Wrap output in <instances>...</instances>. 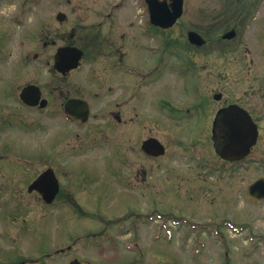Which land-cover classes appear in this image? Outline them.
Listing matches in <instances>:
<instances>
[{"label":"rangeland","instance_id":"1","mask_svg":"<svg viewBox=\"0 0 264 264\" xmlns=\"http://www.w3.org/2000/svg\"><path fill=\"white\" fill-rule=\"evenodd\" d=\"M108 1L0 0V52L6 57V60L0 58V114L19 121L25 116L27 121H21L22 124L36 125L35 133L19 129L22 126L0 129V264H9L4 260L8 251L16 254L19 249L28 256L39 257L40 252L66 245L69 238L84 232L100 234L95 237L93 247L79 253L97 264H264V201L252 200L247 193L250 183L264 173L263 169L252 166L247 171L242 167H232L227 172L216 170L214 167L222 161L210 149L205 124L198 135L197 146L201 150L197 152L203 161L211 160L212 166L204 167L203 161H196L192 151L187 150L188 142L195 141L187 137L194 123V113L181 120L176 115L157 114L158 102H169L173 111L176 105L191 107L200 92L210 96L212 91L222 90L223 76L206 74L207 55L199 54L194 58L196 74L190 72L185 77L182 73L181 84L172 75L179 66L176 59L167 55L163 61L168 68L167 87L145 104L150 134L166 146V153L161 157L145 156L140 149L141 117L135 121L139 126L133 125V143L127 144L132 150L125 149V138L118 139L123 150H56L55 141L48 140V125L61 131V123L49 121L47 110L26 109L15 99L14 94L18 93L22 82L32 77V72L44 79L49 52L55 54L57 47L63 44L88 46L87 39L93 43L103 12L100 7ZM190 3V10L183 19L194 18L197 23L205 20L206 0H190ZM60 11L67 14L64 22L56 18ZM133 11V19L139 20L138 11ZM109 24L105 22L102 26L104 32L108 31ZM136 26L132 27L135 38L140 36ZM88 51H92V47ZM35 52H39L40 57L33 65L25 64L24 57ZM92 56L93 53H88V60L75 72L77 80L82 81L89 68L100 65ZM92 59L95 62L90 63ZM137 60L147 66L151 62L150 55L147 59L133 58L134 63ZM54 73L52 79L56 86L60 80ZM195 83L198 91L194 90ZM229 94L235 96L237 92ZM213 104L215 107L218 102L214 100ZM92 108L93 112L108 109H99L97 102ZM259 151L262 150L253 153ZM85 163L91 164L87 168L90 173L87 179L94 180V184L85 188L86 198L81 199L86 215L62 210L58 204L46 207L45 202L27 197L21 203L23 208L16 215L18 218L13 219L15 203H10L11 199L4 201V195L12 196L17 192L12 184L20 186L18 193L29 195L28 184L48 166L56 168L59 178L64 179L75 177L73 169ZM68 164L72 175L66 176L63 169ZM161 211L186 217L191 224L176 228L171 220L172 234L168 233L167 237L173 239H162L156 228L162 221L170 226L171 221L167 219L152 215L151 220L149 217L141 220L135 215L125 222L117 220L133 213L147 212L151 216ZM15 247L17 249H10Z\"/></svg>","mask_w":264,"mask_h":264},{"label":"flooded vegetation","instance_id":"2","mask_svg":"<svg viewBox=\"0 0 264 264\" xmlns=\"http://www.w3.org/2000/svg\"><path fill=\"white\" fill-rule=\"evenodd\" d=\"M167 3L172 8L171 0H167ZM206 4L208 7L206 18L197 23L194 18L183 19L191 6L190 0H183L181 17L172 26L163 27L151 22L148 13L150 4L146 0L103 2L100 7L103 12L97 25L99 29L93 43L85 40L89 48L92 47V51L89 52L86 45L80 46L84 51L81 65L88 60V53H93L92 57L99 61L100 65L89 68L82 81H79L75 72L82 68L81 65L59 72L54 67V53L51 51L44 66L46 70L44 79H40L37 72H32V77L22 82L18 93L14 94L15 99H18L19 104L26 109L39 112L47 110L46 116L49 117V121L61 123V131L55 130L50 123L48 125V140L55 141L56 150H123L119 143L123 138L126 140L125 149L132 150L127 144L133 143V125L139 126L135 121L141 117L139 127L143 139L140 149L145 156L154 157L155 155L150 156L143 148L146 140L153 136L157 137L150 134L148 109L145 104L150 103L151 96L153 97L156 92L167 87L168 68L163 62L165 57L171 55L176 59L179 66L174 69L172 75L181 84L182 73L186 77L188 73L197 71L194 58L199 54L207 55L208 60L204 66L206 74L223 76L222 90L214 93L212 91L210 96L200 92L198 98L192 101L191 107L176 105L173 111L169 102H158L156 108L159 112H156L163 116L167 113L176 115L180 120L189 118L194 113V123L187 137H192L195 141L187 150L192 151L191 154L196 161H203L197 152L201 150L197 146V140L205 124L204 133L208 137L210 149L214 150L222 161L216 170L227 172L229 168H237L239 164H243L247 171L259 161H263L260 168L264 171V0H206ZM134 9L138 11L137 16L141 17L137 21L133 19ZM105 22L110 23L107 32L102 29ZM135 24L140 35L136 38L132 29ZM191 32L197 34L191 35ZM10 36L11 33L8 31V38ZM149 55L151 62L147 63L148 66L139 64V60L133 62L134 57L147 59ZM39 57V52L27 54L24 63L33 65ZM1 59L6 60V57L3 55ZM54 72L60 80L56 86L52 79ZM29 84L39 86V91L33 88L25 93L30 101L36 100L35 104L22 98V90ZM182 86L184 87L183 84ZM90 87L93 88L89 89ZM194 88L198 91V84L195 83ZM89 90L94 91L90 94ZM230 91H236L237 95H230ZM214 100L218 102L215 107ZM95 102L98 103L99 109L103 107L108 109L93 112ZM140 104L142 105L139 106ZM24 117L21 121H27ZM12 119L13 116L7 118L0 114V129L7 126ZM32 124L31 122L25 124V130L33 133ZM254 150L262 151L253 153ZM90 165L86 163L78 165L77 169H73L75 177L59 178V190L51 202H45L44 196L36 190L28 189L29 195L18 193L20 191L18 184L11 185L17 188L16 194L4 195L6 196L4 201L11 199L10 203H15L14 219L18 218L16 215L23 208L21 203L27 197L45 202L46 207L58 204L57 206L63 207L62 210L70 209L74 214L84 215L81 199L86 198L87 185L94 184L93 179H87L90 175L87 168ZM203 165L209 168L212 161L204 160ZM54 169L58 176L56 168ZM63 170L66 176L72 175L70 164ZM263 177L264 173L255 180ZM28 228L27 225L26 229ZM85 235L84 232L71 237L66 245L54 249L55 251L67 248L66 256L45 253L49 257L42 259L36 255L28 256V253L18 249L16 254L8 251L6 257L3 255L4 260L9 264H97L79 254L86 248L94 246L93 243H86Z\"/></svg>","mask_w":264,"mask_h":264},{"label":"water","instance_id":"3","mask_svg":"<svg viewBox=\"0 0 264 264\" xmlns=\"http://www.w3.org/2000/svg\"><path fill=\"white\" fill-rule=\"evenodd\" d=\"M151 5V17L154 23L160 24L164 27L173 25V23L181 16L183 12V0H172L171 7H169L166 1L161 0H148ZM63 18V15L60 16ZM197 34L191 32V35ZM82 50L75 46L60 47L56 53V67L65 70L79 66L80 59L82 57ZM32 85L26 87L23 91V97L26 101H30L25 92ZM34 88V87H33ZM38 90V89H37ZM39 91V90H38ZM39 95V94H38ZM30 103H36V100L30 101ZM143 148L146 152L152 155H161L165 152L164 145L154 136L144 142ZM37 189L41 192L47 201H51L58 190L57 177L52 168L45 170L30 186V190ZM249 195L258 199L264 197V179H259L253 183L249 188Z\"/></svg>","mask_w":264,"mask_h":264}]
</instances>
